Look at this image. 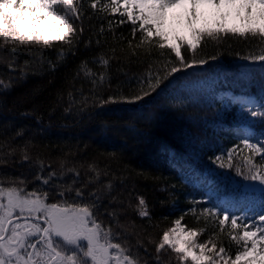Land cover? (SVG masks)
Segmentation results:
<instances>
[{
	"label": "snow or ice",
	"instance_id": "6c2138e0",
	"mask_svg": "<svg viewBox=\"0 0 264 264\" xmlns=\"http://www.w3.org/2000/svg\"><path fill=\"white\" fill-rule=\"evenodd\" d=\"M85 4L92 9L87 19L95 16L106 20L108 31L129 23L132 39L121 35L115 41L120 45V57L113 46L109 49L111 55L101 53L80 61L72 78L73 89L78 79L89 87L87 93L83 84L68 91L70 102L65 112L79 114L89 108L135 105L182 69L206 64L208 59L216 60V56L197 59V50L202 42H219L229 34L249 42L258 41L261 54L250 52L244 59L264 62V0H0V48L8 47L15 55L24 47L52 48L59 42L56 60L49 61V71H55L69 56L75 55L81 43ZM176 8L184 11L173 13L170 24L169 11ZM201 8L210 10L215 17L213 23H208L209 12L199 11ZM116 14L120 19L114 23L110 17ZM233 16L239 24L230 26L228 19ZM175 26L186 29V34ZM104 33L101 23L94 34L99 37ZM100 42L96 40L97 45ZM91 43L89 37L84 42L85 48ZM185 53L191 58L186 59ZM142 57L151 62L144 73L130 78L138 87L112 88L111 61L123 63L126 58L129 63L143 62ZM8 66L15 71L12 61ZM117 71L127 75L123 66ZM20 72L23 78L24 69ZM12 86L11 76L7 82L0 80V92ZM77 93L79 99L75 98ZM247 103L249 115L264 123V101ZM24 131L19 129L15 137L22 136ZM15 137L0 139V264H264V209L251 217L246 214L238 217L219 206L204 208L199 215L190 209L197 223L203 218V227H188L181 216L172 221V226L158 240H153L146 232L141 236L134 224L129 229L120 222L123 210L118 206L124 200L123 193L117 191V182L122 184L126 177L117 175L110 165H101L96 159L86 164L74 163L66 154L54 166L40 152L33 151L36 145L32 140L13 144ZM241 143L239 162L235 146L227 150L226 156L222 153L214 157V162L220 168L234 169L246 180L264 185V140L253 142L245 136ZM108 156L116 159L115 153ZM9 164L35 169V174L31 179L23 173L8 175L2 169ZM69 174L70 182H64ZM33 184L36 186L29 190ZM135 199L133 211L150 222L147 200L139 194H135ZM209 224L214 226L210 233ZM205 233L208 238L198 242ZM133 236L134 243L130 239ZM150 246L155 248V255L151 254ZM166 248L175 254L174 259L171 256L167 261L162 259L161 253Z\"/></svg>",
	"mask_w": 264,
	"mask_h": 264
},
{
	"label": "trees",
	"instance_id": "16d2710c",
	"mask_svg": "<svg viewBox=\"0 0 264 264\" xmlns=\"http://www.w3.org/2000/svg\"><path fill=\"white\" fill-rule=\"evenodd\" d=\"M85 8L81 43L75 55L69 56L55 71H49V61L56 60V49L61 47L59 42L52 48L24 47L15 55L8 47L0 48V80L7 82L10 76L13 78V86L0 92V139L15 137L23 128V135L15 137L12 143L22 145L32 140L36 145L33 151L40 152L46 162L50 160L54 166L66 154L74 163L86 164L96 159L101 165H110L117 175L126 177L122 184L117 182V191L123 193L124 200L123 205L118 206L123 210L120 222L129 229L134 224L141 236L146 232L153 240H158L162 232L172 226V221L181 216L186 226L203 227V218L197 223L190 209L199 215L204 208L219 206L233 214L237 209L242 211L249 197L264 205V191L248 190L253 181L214 162V157L222 153L226 156L227 150L234 146L239 162L241 141L245 136L253 142L264 140V123L239 112V101L220 96L228 92L233 97L261 99L264 62L244 59L250 52L261 54L258 41L249 42L230 34L219 42L206 40L197 50L196 58L216 56V60L208 59L206 64H195L173 74L143 101L135 105L89 108L79 114L65 112L70 102L68 91H75L83 84L87 93L89 87L83 79H78L73 89L72 78L80 61L101 53L111 55L109 49L113 46L120 57V45L115 41H119L121 35L132 39L129 23L108 31L107 21L95 16L87 19L92 9L87 8V4ZM110 18L114 23L120 19L118 14ZM101 23L105 33L97 37L94 33ZM89 37L92 43L85 48L84 42ZM97 39L101 41L99 45ZM185 55L186 59L191 58L189 53ZM9 61L15 64V71L9 70ZM142 61L129 63L126 58L123 63L111 61L112 88L117 85L124 90L138 87L130 78L144 73L151 62L147 57H142ZM121 66L127 75L117 71ZM90 67L101 70L97 65ZM75 98L79 99L78 93ZM110 153L116 154L115 160L109 158ZM2 170L12 176L23 173L29 179L35 174V169L30 171L27 166L20 168L11 164L3 166ZM70 180L71 174L64 182ZM35 186L29 185V190ZM135 194L147 200L150 222L133 211L137 202ZM208 229L210 233L214 226L209 224ZM207 238L208 233H205L198 242ZM130 239L135 242V236ZM224 246H228L226 239ZM234 250L235 245L233 253ZM140 251L143 256L144 250ZM150 252L155 255V248L150 246ZM161 256L167 261L170 256L174 259L175 254L166 248Z\"/></svg>",
	"mask_w": 264,
	"mask_h": 264
},
{
	"label": "rangeland",
	"instance_id": "374dc122",
	"mask_svg": "<svg viewBox=\"0 0 264 264\" xmlns=\"http://www.w3.org/2000/svg\"><path fill=\"white\" fill-rule=\"evenodd\" d=\"M184 11L183 8H176L174 10H170L169 11V23L172 24V18H173V13H176V14H180ZM199 11H202V12H209V15L207 17V21L209 24L213 23V21L215 20V17L213 15L210 14V10L208 9H199ZM44 23V22H42ZM204 23V20H201V24ZM228 24L231 26L233 24H239V20H237L234 16L233 17H229L228 19ZM199 26V25H198ZM177 31H180L181 34H186V29H184L183 27L181 26H175ZM264 89L263 90H260V96H261V99L258 100L254 97H245L242 101V104H244V107L240 110L239 109V112H243V113H246L244 111H248L250 105L247 103V101H251L253 103H260L262 101H264ZM252 110H255V108H252ZM250 188H253V189H256V190H264V185H261L259 183V181H253V182H250ZM244 212L242 215L246 214L248 217H251L253 216L254 214H258L261 212V209H264V206L261 205V206H258L257 205V202L255 199H247L246 202H245V205H244ZM240 215V216H242Z\"/></svg>",
	"mask_w": 264,
	"mask_h": 264
}]
</instances>
